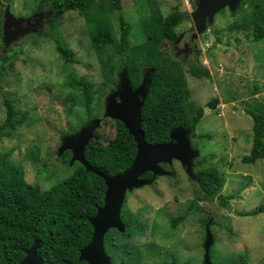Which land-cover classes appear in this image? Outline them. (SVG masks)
<instances>
[{"label":"rangeland","instance_id":"1","mask_svg":"<svg viewBox=\"0 0 264 264\" xmlns=\"http://www.w3.org/2000/svg\"><path fill=\"white\" fill-rule=\"evenodd\" d=\"M99 1L117 30L119 12L109 0ZM242 1L246 4L238 9ZM257 1L264 0H237L233 7L207 16L198 27L195 13L199 0H121V11L131 23L129 38L137 48H146L139 43L147 40L143 26L150 16L157 21L175 5L183 12L176 28L178 38L174 42L157 39L154 50L180 62L189 99L203 106L204 113L195 127L197 136L190 137L188 131L193 151L190 165L176 159L161 162L162 172L154 175L152 182L126 192L121 214L128 229L121 232L112 228L104 237L112 264H202L206 228L213 238L212 264H239V255L246 256L249 264L264 261V211L241 214L259 204L264 206V160L252 164L241 161L252 141V118L244 112L243 104H264V14L255 32L251 27L230 29L232 23L243 21ZM7 6L23 27L12 38L3 27ZM0 25V57L14 51L11 62L0 71V124L6 114L4 97L19 113L26 114L11 136L0 137V151L10 150V158L22 166L25 180L45 190L79 164L71 161L72 151L64 147L65 140L98 119L99 125L86 144L85 158L106 171L102 147L105 138L114 137L113 118L105 114L106 101L126 74H119L112 91H105L84 16L70 10L54 17L44 0H0ZM51 35L59 36L78 62H65ZM193 64L206 66L210 76H192L188 68ZM144 65L134 67L131 73L127 70L130 77L134 75L130 82L133 91L140 86L147 89L153 69L142 72ZM74 78L92 83L87 98L70 86ZM213 97L219 99L216 108L204 106ZM197 157L219 169L224 181L222 193L235 196L227 205L218 199L196 201L187 217L172 229L170 218L194 199Z\"/></svg>","mask_w":264,"mask_h":264},{"label":"trees","instance_id":"2","mask_svg":"<svg viewBox=\"0 0 264 264\" xmlns=\"http://www.w3.org/2000/svg\"><path fill=\"white\" fill-rule=\"evenodd\" d=\"M109 3L119 12L117 30L108 10L99 0H44V6L52 10L54 17L70 10H77L84 16L90 41L100 64L105 91L113 89L122 73L133 83L134 75L130 77L128 71L131 73L136 66L138 68L146 64L142 72L146 68L153 69L141 108V128L148 143L168 142L170 131L182 126L188 128L190 137H196L195 127L203 116V106L189 99L187 81L180 62L166 59L164 54L159 55L154 50L157 39L174 42L178 38L176 28L183 20V12L175 5L157 21L150 16V21L143 26L147 40L139 43L145 44L146 48H137L129 38L131 23L121 11V0H109ZM244 4L246 1H242L238 9H242ZM152 10L154 9L151 12ZM262 14L264 1H257L243 21L232 23L230 29L249 30L251 27L255 32ZM254 35L257 37L256 33ZM51 37L56 51L65 62H78L59 36ZM13 54L14 51H11L0 57V71L6 67L7 62H11ZM160 56L166 61L158 59ZM151 63L154 65L147 67ZM188 71L197 78L210 76L209 69L204 65H190ZM69 84L74 89L81 90L85 98L89 96L92 83L74 78ZM4 104L6 114L0 124V137L11 136L26 118V114L19 113L7 97H4ZM218 104V97H213L204 106L215 109ZM261 105L253 106L249 101L243 104L244 112L252 118V141L249 152L241 157L243 163L252 164L257 160H264V104ZM111 122L114 137L105 138L102 147L106 171L99 170L116 174L130 166L136 154V143L121 121L113 119ZM10 154V150L0 151V264H19L25 250L34 241L40 244L37 253L43 264H87L86 261L79 260V252L92 236L90 218L96 214L97 207L103 204L106 186L102 177L87 171L79 163L70 175L49 188L40 190L37 183L25 180L22 166L14 162ZM205 163L206 159L203 157L195 159L198 187L194 191V199L186 209L170 218L172 229L187 217L196 201L218 199L223 205H227L228 200L235 196L222 193L224 181L219 169ZM141 177L149 180L153 179V174L147 171ZM263 211L264 206L259 204L255 209L241 214L249 216ZM121 218L125 224V232L129 225L122 214ZM227 229L230 231L229 226ZM105 248L107 251L106 243ZM238 258L239 264L247 261L246 256L239 255ZM123 260L125 263V258Z\"/></svg>","mask_w":264,"mask_h":264},{"label":"water","instance_id":"3","mask_svg":"<svg viewBox=\"0 0 264 264\" xmlns=\"http://www.w3.org/2000/svg\"><path fill=\"white\" fill-rule=\"evenodd\" d=\"M236 1L199 0L198 10L195 13L197 26L204 25L206 17L211 16L216 10L226 6L233 7ZM20 25L21 20L14 18L7 6L4 12V33L12 38L23 29ZM121 81L118 90L107 98L105 114L109 118L121 121L133 136L136 143V154L130 166L121 173L108 174L95 168L86 160L85 147L93 130L99 125L98 119L93 120L75 137H70L64 142V147L72 151L71 161H78L87 171L102 177L106 186L103 204L97 207L96 214L90 218L93 227L91 239L79 252V260H84L87 264H112L104 246V237L112 228L121 232L125 230V224L121 218V208L126 192L153 180L143 179L141 176L147 171L151 172L153 176L160 174L162 170L159 163L170 162L172 159L178 160L184 166H189L190 158L193 155L187 139L189 130L184 126L172 129L168 142L148 143L145 140L141 128V108L147 95V89L144 91V88L140 86L136 91H133L127 76ZM212 243L211 232L209 228H206L202 264H212L210 260ZM39 245L38 241H34L25 250V255L19 264H43L42 258L37 253ZM259 264H264V261Z\"/></svg>","mask_w":264,"mask_h":264}]
</instances>
